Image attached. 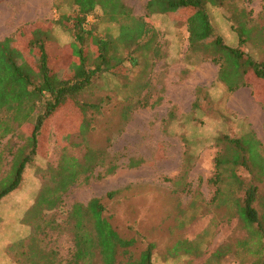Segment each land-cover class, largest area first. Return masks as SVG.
Masks as SVG:
<instances>
[{
    "label": "rangeland",
    "instance_id": "obj_1",
    "mask_svg": "<svg viewBox=\"0 0 264 264\" xmlns=\"http://www.w3.org/2000/svg\"><path fill=\"white\" fill-rule=\"evenodd\" d=\"M123 1L135 16L147 15L149 0ZM73 9L71 0H0V41L22 29L31 31L36 23H52L51 66L55 72L65 70L72 62L74 38L54 22ZM209 13L232 47L239 44V28L247 16L248 27L256 31L244 48L264 60V0H226ZM150 21L158 34V53L140 51L134 54L135 66L123 64L129 70L96 78L44 127L38 155L20 188L0 204V264H67L74 252L68 212L75 203L87 205L92 199L101 200L103 216L123 239L135 240L129 248L134 259L151 243L153 264L240 263L236 246L248 232L226 207L212 203L217 187L210 180L221 151L217 138L252 131L264 152V80L251 73L247 86L229 93L218 81L219 66L190 51L186 25L163 15H152ZM90 23H97L101 33L118 35V26L100 10ZM121 51L127 58L128 51ZM78 102L98 107L84 119ZM196 102L199 107L194 108ZM84 120L88 126L82 133ZM68 160L70 167L90 162L93 168L79 177L74 168L57 183L68 173L61 165ZM260 187L264 197V183ZM224 188L232 191L231 185ZM43 196L47 199L41 204ZM59 199L57 209L45 210V203ZM257 207L264 215V198ZM37 227L47 258L31 256L34 244L28 236ZM22 239L25 245H15L13 251L10 247ZM222 248L227 253L215 257ZM96 263L101 264L99 258ZM117 264H127L123 249Z\"/></svg>",
    "mask_w": 264,
    "mask_h": 264
},
{
    "label": "trees",
    "instance_id": "obj_2",
    "mask_svg": "<svg viewBox=\"0 0 264 264\" xmlns=\"http://www.w3.org/2000/svg\"><path fill=\"white\" fill-rule=\"evenodd\" d=\"M71 1L73 13L62 14L54 22L74 38L70 44L72 62L67 69L55 72L51 66L52 23H36L31 31L22 29L13 37L0 41V204L20 188L28 166L38 155L44 127L69 100L76 99L96 78L120 68L129 70L123 66L125 62L131 61L135 66L134 54L146 50L158 53V34L150 21L152 15L167 16L187 26L190 51L203 54L205 59L219 66L218 81L229 93L247 86L251 73L264 80V60L254 59L244 48L256 31L254 27H248L247 16L239 28L237 47L226 44L212 23L209 8L222 7L226 0H149L145 17L135 16L123 0ZM97 10L107 22L118 26L116 37L99 32L98 24L90 23ZM260 32L263 33L262 29ZM121 49L128 51L127 58L122 56ZM76 107L85 119L86 113L98 106L78 102ZM195 107H199L198 102ZM87 126L88 122L84 120L80 126L82 133L86 132ZM16 139L18 141L14 142ZM216 143L221 151L215 160L216 175L210 180L217 187L212 203L226 207L248 232L249 237L236 246L239 264H264V215L257 207L264 198L260 187L264 183L261 142L254 132L248 131L239 137L221 136ZM65 162L61 165L68 173L56 180L57 183L74 172V168L77 177L93 168L90 162L86 166L78 163L77 167H70L71 161ZM227 185L232 187L229 193L224 188ZM46 199L43 196L41 204ZM61 202L59 199L45 203V210L52 206L54 211ZM104 211L99 199H92L87 205L75 203L72 206L68 218L74 252L67 264H97L98 258L101 264H117L120 249L127 256V264H153L155 245L148 244L140 257L134 259L129 248L135 240L123 239L103 216ZM39 229L37 227L36 233L28 236L33 240L31 256L35 259L49 256H45L39 245L36 236ZM23 240L10 248L15 251L13 246H24ZM226 253L227 250L222 248L214 256L222 257Z\"/></svg>",
    "mask_w": 264,
    "mask_h": 264
},
{
    "label": "crops",
    "instance_id": "obj_3",
    "mask_svg": "<svg viewBox=\"0 0 264 264\" xmlns=\"http://www.w3.org/2000/svg\"><path fill=\"white\" fill-rule=\"evenodd\" d=\"M59 49V52H61V53H66L67 54V51H66V49L64 48V47H60V48H58ZM64 70V69H63Z\"/></svg>",
    "mask_w": 264,
    "mask_h": 264
}]
</instances>
